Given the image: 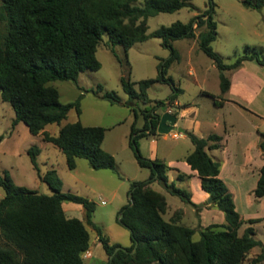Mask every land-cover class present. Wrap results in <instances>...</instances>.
<instances>
[{
    "label": "trees",
    "instance_id": "1",
    "mask_svg": "<svg viewBox=\"0 0 264 264\" xmlns=\"http://www.w3.org/2000/svg\"><path fill=\"white\" fill-rule=\"evenodd\" d=\"M0 4V97L11 105L15 112L13 126L23 122L33 135L57 147L65 156L70 170L77 166V159H86L93 169L117 170L115 157L103 149L106 129L99 126H84L80 121L67 123L58 135L46 128L61 124L70 111L81 115V95L76 101L62 103L54 81L77 82L85 70L98 71L101 62L97 49L103 36L109 37L111 52L119 59L115 48L121 46L127 56L131 47L151 38L161 39L171 50V57L159 64L155 78L132 83L121 79L128 101L123 105L133 107L136 102L147 105L142 115L144 126L137 127L138 113L133 107L135 121L131 127L130 147L140 167L150 170L146 181H134L130 193L132 201L123 207L120 222L130 230L132 244L122 248L111 244L100 226L93 222L95 203L88 198L62 192V181L56 170L41 174L37 156L41 150L32 146L28 153L42 181L53 194H40L35 190L17 185L10 174L0 175V187L5 191L0 200V264H86L84 256L91 247V235L87 225L97 232L108 261L102 264H244L250 252L260 242L255 239L253 227L239 235L244 221L235 208L232 195L220 178L221 163L214 160L208 151L222 148V138L217 134L199 137L186 131L194 150L185 162L201 179V187L212 203L223 212L225 223L211 224L196 233L180 223L181 216L165 220L168 203L163 193L151 184L159 182L171 195L199 208L191 200V194L170 182L171 169L164 161L144 157L139 149V140L158 136L159 109L172 107L183 90L169 76L171 66L180 60L173 43L182 39H197L199 49L207 55L220 72L221 95L231 86L226 71L240 68L247 61H255L264 69V54L250 49L239 56L233 64L225 63L214 51L212 43L217 39L218 27L214 18V5L188 23L176 21L149 32L148 20L161 13H175L183 8L194 7L192 0H145V5H134L136 0H1ZM249 9H261L264 0H240ZM4 24V31L1 30ZM201 29L197 35L196 30ZM172 86L173 93L167 100L154 101L148 90L156 83ZM138 84V89L135 85ZM111 104L121 100L115 92H105L102 86L91 90ZM154 103V105H150ZM221 101L215 100L220 106ZM156 112V114H153ZM177 115V113H175ZM260 148L264 154V132ZM255 197H264V165L254 190ZM71 202L82 205L85 221L67 217L63 204ZM264 260V254L253 263Z\"/></svg>",
    "mask_w": 264,
    "mask_h": 264
},
{
    "label": "rangeland",
    "instance_id": "2",
    "mask_svg": "<svg viewBox=\"0 0 264 264\" xmlns=\"http://www.w3.org/2000/svg\"><path fill=\"white\" fill-rule=\"evenodd\" d=\"M134 5L143 7L145 0H136ZM191 5L194 9L186 7L175 13H161L149 18V32L161 26L168 27L176 21L188 23L196 15L202 14L210 5H214L218 35L212 43V48L223 57L225 63L233 64L239 56L247 53L248 47L264 54V7L249 9L240 0H192ZM4 29V24H1V30L4 31ZM200 31L201 29H197L196 34L198 35ZM108 42L109 37L103 36V42L97 49V58L101 62L100 70L83 71L76 83L71 81L50 83L58 89L62 103L74 102L81 95L83 96L80 100V116L72 110L61 124L50 125L46 131L52 135H58L62 126L78 121L84 126L105 128L107 131L103 149L115 157L117 170L93 169L86 159H77L76 168L70 170L64 154L57 147L45 142L41 135L31 134L23 122L13 126L15 112L11 105L2 101L0 97V175L8 172L19 186L35 190L40 194H53L50 186L40 179L28 153L32 146H38L41 150L37 156L39 172L45 174L49 170H56L62 181L63 193L80 195L94 202L93 222L102 228L111 244L128 248L132 244L131 232L120 222L119 217L123 207L129 204L132 182L148 180L150 170L139 166L135 152L130 147L131 127L135 121L133 107L138 113L137 127L142 128L143 105L139 102H136L133 107L123 105L129 98L123 91L121 79L124 77L132 83H138L144 79L155 78L159 72V64L171 57V50L163 45L161 39L151 38L144 43L135 44L129 49L127 56L124 49L117 46L115 50L119 56L118 59L111 52ZM173 45L180 55V60L171 66L168 74L175 84L183 89L179 95L180 102L195 104L197 108L188 112L181 125L189 126L190 131L193 132V128L202 123L197 130L220 135L223 134L222 123L217 122L216 129L212 124L216 117H221V119L227 118L240 124L246 133L250 129L253 130L251 121L258 123L257 118L248 119V116L243 118L240 114L233 113V105H227L224 109L215 108L214 101L220 93V72L214 62L199 49L197 39L177 40ZM192 69L195 74L191 72ZM236 73H239L237 78L243 82V87L239 88L241 103L255 112H258L256 108L264 110L263 67L252 61L246 63L244 69L229 70L225 72V75L228 78H234ZM98 86H102L105 92H115L121 102L111 104L92 92L83 91L96 90ZM135 88L138 89V84ZM172 93V86L162 82L156 83L148 90L149 98L154 101H165ZM172 107L159 109L158 113L163 111L177 113L176 106ZM263 113L264 111L260 115ZM258 124L257 131L264 132V120ZM179 133L176 126L169 134H159V159L163 158L167 163H177V161L184 163L185 156L194 150V145L189 138H177L176 135ZM246 138L251 137L247 134ZM138 143L141 154L151 159L148 155L152 153L145 146L147 143L145 138ZM208 152L211 156V151ZM174 174L173 171L169 173L171 178ZM173 181L177 187L188 189L186 183L175 179ZM151 186L166 197L168 209L164 215L165 220L177 218V213L180 214L182 219L184 218L182 224L196 230L193 239L200 240L201 225L197 223L193 207L181 198L171 195L159 182H153ZM4 195L5 191L0 187V200ZM63 209L70 218L85 221V210L82 205L66 202L63 204ZM216 210L220 211L218 208ZM218 213L222 214V212ZM214 222L219 221L215 219ZM248 226L249 224H244L239 229V235H242ZM87 228L91 235V248L84 256L86 264L107 262L108 256L98 240L97 232L90 225H87ZM253 228L255 239L260 242V245L250 252L244 264H255L253 259L264 254V222L255 223ZM256 264H264V260Z\"/></svg>",
    "mask_w": 264,
    "mask_h": 264
},
{
    "label": "crops",
    "instance_id": "3",
    "mask_svg": "<svg viewBox=\"0 0 264 264\" xmlns=\"http://www.w3.org/2000/svg\"><path fill=\"white\" fill-rule=\"evenodd\" d=\"M249 62L252 61L245 62L240 68L235 70L240 71L244 69L246 67V63ZM191 72L195 74L193 69L191 70ZM238 74L239 73H236L234 78H229L231 86L226 94L221 95L220 89V93L217 95L216 100L221 101L222 104L220 106H217L215 105L214 101L215 108L224 109L227 105H233V113L235 112L237 114H240L243 118H245L246 116H248V119L257 118L258 123H260L264 120V113L263 115H260V113H262V111L264 110L256 108L259 112L258 113L251 110L250 108H247L241 103L242 100L239 97V88L243 87V82L237 78ZM142 105L143 109L147 107V105L143 103ZM173 106H176L177 108L176 126L178 131L180 132L176 135V137L188 138L185 132H191L190 127L182 126L181 122H183V120L187 117L188 112L196 108V105L185 103L182 104L178 98ZM172 109L174 108L172 107ZM217 122L218 124L222 123L223 126V134H218L222 138V148L217 150H211V157L213 156L215 160L221 163L220 178L226 184L229 193L232 195L233 201L235 203V208L240 214L241 218L244 221L256 219L259 220L256 223H262L264 222V197L261 199H257L254 194V190L257 186L260 177V170L264 165V154L260 148V134L262 132L259 130L257 131L259 124L257 122L251 121L254 131L250 129V131L246 133L245 131H243L240 124L235 123L234 121H230L227 118L221 119V117H216V120L213 121L212 125L214 126V129H216L217 127ZM199 125H202V123ZM199 125L196 128H193V133H195L199 137H207L211 135L210 131L203 132L201 130H197L199 128ZM180 129L182 130V132L180 131ZM247 134L251 138L247 139ZM145 140L147 142L145 144L146 148L149 150L150 153H152L149 154L148 157H150L151 159L158 158L160 135L145 138ZM185 158L183 161L184 163L179 161H177V163H167L163 158L160 159L171 168L167 173L169 181L172 182L173 179H175L179 182L187 184L188 189L185 190L191 194L192 202L200 206L199 208H195L191 205L193 207V213L197 217V223L201 225V229L211 224L225 223V216L223 212L217 211V205L208 200L210 197L206 192L203 191L201 187V179L199 178L197 172L193 171L190 166L185 162ZM172 171L175 173L174 177H172L173 179L169 175V173ZM218 212H222V214ZM67 217L70 218V216ZM183 219L181 217V224L183 223ZM215 219H218L219 222H214ZM246 223L247 222H245L244 224ZM254 224H249L248 227H253Z\"/></svg>",
    "mask_w": 264,
    "mask_h": 264
},
{
    "label": "water",
    "instance_id": "4",
    "mask_svg": "<svg viewBox=\"0 0 264 264\" xmlns=\"http://www.w3.org/2000/svg\"><path fill=\"white\" fill-rule=\"evenodd\" d=\"M153 114H156V112H153ZM159 124L157 127L158 134H169L171 131L176 127L177 123V115L169 112V111H163L162 113H159ZM182 132V130L180 129ZM133 197L130 193V201H132ZM209 201L212 202V198H209ZM124 216V213L122 212L119 219L121 220Z\"/></svg>",
    "mask_w": 264,
    "mask_h": 264
}]
</instances>
